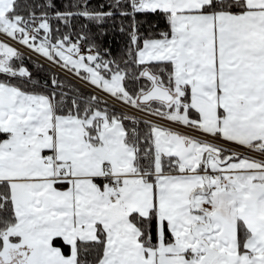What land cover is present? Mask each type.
I'll return each instance as SVG.
<instances>
[{"label": "snow or ice", "instance_id": "snow-or-ice-1", "mask_svg": "<svg viewBox=\"0 0 264 264\" xmlns=\"http://www.w3.org/2000/svg\"><path fill=\"white\" fill-rule=\"evenodd\" d=\"M0 264H264V0H0Z\"/></svg>", "mask_w": 264, "mask_h": 264}, {"label": "trees", "instance_id": "trees-1", "mask_svg": "<svg viewBox=\"0 0 264 264\" xmlns=\"http://www.w3.org/2000/svg\"><path fill=\"white\" fill-rule=\"evenodd\" d=\"M55 2L62 5L66 2V0H55ZM103 2H106V0H92L93 4L103 3ZM105 43L106 45L111 44V46L115 48L119 42L115 39V37L106 36ZM26 64L28 67L32 68L35 64V60L26 61Z\"/></svg>", "mask_w": 264, "mask_h": 264}, {"label": "built area", "instance_id": "built-area-1", "mask_svg": "<svg viewBox=\"0 0 264 264\" xmlns=\"http://www.w3.org/2000/svg\"><path fill=\"white\" fill-rule=\"evenodd\" d=\"M23 50V49H22ZM34 60V59H33Z\"/></svg>", "mask_w": 264, "mask_h": 264}]
</instances>
